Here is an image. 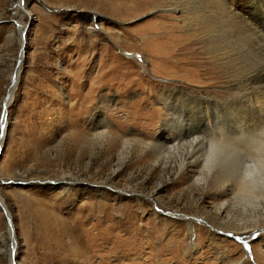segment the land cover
<instances>
[{
	"label": "rangeland",
	"instance_id": "1",
	"mask_svg": "<svg viewBox=\"0 0 264 264\" xmlns=\"http://www.w3.org/2000/svg\"><path fill=\"white\" fill-rule=\"evenodd\" d=\"M155 1L124 20L102 0H0V264H264V210L253 220L219 181L228 164L200 167L203 146L182 143L180 103L210 81ZM261 1L228 5L264 30Z\"/></svg>",
	"mask_w": 264,
	"mask_h": 264
},
{
	"label": "bare ground",
	"instance_id": "2",
	"mask_svg": "<svg viewBox=\"0 0 264 264\" xmlns=\"http://www.w3.org/2000/svg\"><path fill=\"white\" fill-rule=\"evenodd\" d=\"M110 1L102 0L105 3L104 10L110 16H118L124 20L147 8L149 2L152 4L156 2L155 0ZM170 1L173 3L170 10L176 16L174 20L176 22L171 24L170 31H178V35L174 36H178L177 41L186 49L183 57L188 61L187 64H189V55H192V59L196 61L193 62L194 66L210 81L209 86L206 87L208 91L205 98L185 99L180 103V107H186L188 111L181 109L180 124L176 125L181 132L186 128L190 129L187 134L190 138L182 143L190 149L203 146L200 167L210 169L216 165L228 164L229 173L221 176L219 181L224 185L232 182L237 185L238 192L243 194L245 199L242 198L252 209L250 210L252 219L257 221V210H264V30L241 18L234 8L228 5V0H200V7L183 6L177 4V0ZM262 3L263 0L261 16L264 19ZM20 4L19 2V7ZM152 42L157 41L155 39ZM198 55L203 56V60L197 62ZM181 65L184 66L183 62ZM227 79L233 80L232 89L220 85L226 83ZM215 87L220 91L210 90ZM168 96V94L162 96L165 102L169 99ZM167 110L172 120L175 114L171 109ZM227 118L234 121L233 130H227L226 125H223L226 124L222 123L223 120ZM105 131L99 133L95 128L94 136L104 138ZM204 132L207 133L202 136ZM176 149L178 147L168 148L169 152ZM218 206L222 207L223 202H218ZM0 208L3 209L2 212L10 225L11 215L1 197ZM187 224L192 236L193 225L190 222ZM8 228V234L11 236L12 226ZM133 235L137 239L133 237L136 243L139 240L143 243L141 232ZM146 239L148 240L149 236Z\"/></svg>",
	"mask_w": 264,
	"mask_h": 264
},
{
	"label": "water",
	"instance_id": "3",
	"mask_svg": "<svg viewBox=\"0 0 264 264\" xmlns=\"http://www.w3.org/2000/svg\"><path fill=\"white\" fill-rule=\"evenodd\" d=\"M21 8L23 7L22 6V2H21ZM15 78V77H14ZM14 83V79H13V81H12V83H11V87L7 90V97H6V99L8 98V96H10V91H11V88H12V84ZM9 94V95H8ZM6 99H5V101L3 102V109H4V107H5V105H6ZM0 211H1V213H2V211H3V209L2 208H0ZM3 214V213H2ZM4 216V215H3ZM4 218H6L5 216H4ZM198 221V220H197ZM200 221V220H199ZM7 223V222H6ZM236 241H238L239 243H241L242 245H243V248H244V250L246 251V253H249L248 252V249H247V247H246V245H245V241H243V240H238L237 238H234ZM251 264H253V263H251Z\"/></svg>",
	"mask_w": 264,
	"mask_h": 264
},
{
	"label": "snow or ice",
	"instance_id": "4",
	"mask_svg": "<svg viewBox=\"0 0 264 264\" xmlns=\"http://www.w3.org/2000/svg\"><path fill=\"white\" fill-rule=\"evenodd\" d=\"M0 121H2V118H0Z\"/></svg>",
	"mask_w": 264,
	"mask_h": 264
}]
</instances>
